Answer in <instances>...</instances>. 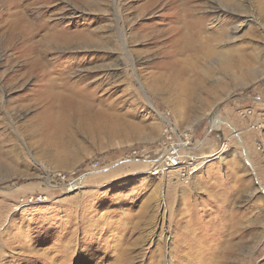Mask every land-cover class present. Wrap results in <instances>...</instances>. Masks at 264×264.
Masks as SVG:
<instances>
[{
    "label": "rangeland",
    "instance_id": "obj_1",
    "mask_svg": "<svg viewBox=\"0 0 264 264\" xmlns=\"http://www.w3.org/2000/svg\"><path fill=\"white\" fill-rule=\"evenodd\" d=\"M214 1L176 56L165 0H118L123 23L114 0H0V264H264V0ZM83 75L90 106H44ZM166 151L182 166L152 174Z\"/></svg>",
    "mask_w": 264,
    "mask_h": 264
},
{
    "label": "bare ground",
    "instance_id": "obj_2",
    "mask_svg": "<svg viewBox=\"0 0 264 264\" xmlns=\"http://www.w3.org/2000/svg\"><path fill=\"white\" fill-rule=\"evenodd\" d=\"M158 1V0H157ZM162 2L164 0H161ZM167 2V6H169V8H175L176 11H179L181 10L180 14H181V17H180V20L178 21V24L179 26H175L174 28H171L170 32H174L173 36L171 37V40H173L176 44V56H180V55H183L184 52L183 51H187L185 48L187 49H191V50H194L195 51V46H194V43L199 39L201 38L202 36V33H203V25H205L203 22L204 20L203 19H195L194 16H193V11H196V7L195 6H191V4H193L195 2V0H165ZM233 1V2H232ZM236 1V2H235ZM155 3V1H152ZM217 5L214 7V9H216L215 11H213V16L212 18H214V20H218L219 16H220V12H226V11H235V12H239V13H243L242 12V9H243V6H241V4L237 3V0H216L214 1ZM118 0H114V6H115V13H116V17H117V21L118 23L119 22H122L123 23V19L124 17H122L123 13H122V9L121 10V6L118 7ZM151 3V2H149ZM214 3V4H215ZM152 5V4H151ZM150 6V5H149ZM190 6V7H189ZM235 7L237 6V8L239 7L238 10H236L237 8H234L232 9L231 7ZM158 7V6H157ZM125 8V7H124ZM142 9V7H140ZM150 8V7H149ZM153 8V7H152ZM163 8V7H162ZM151 9V8H150ZM164 9H165V6H164ZM140 10V9H139ZM155 10V9H154ZM152 10V11H154ZM160 11V10H159ZM173 11V10H172ZM244 11V10H243ZM174 13V12H173ZM219 14V15H216V14ZM14 16V15H13ZM23 16V15H22ZM20 17V16H19ZM18 19V18H17ZM139 19V18H138ZM243 19V18H242ZM26 20V19H25ZM220 20V19H219ZM13 21V20H12ZM117 21L115 20V22L117 23ZM130 21V20H129ZM14 22V21H13ZM12 22V23H13ZM18 23V22H17ZM26 23V22H25ZM222 23H226V24H229L230 22H227V21H224ZM19 24V23H18ZM58 24V23H57ZM174 24V23H173ZM10 25V24H9ZM15 25V24H14ZM33 25V24H32ZM13 26V25H12ZM18 26V25H16ZM25 26V25H24ZM27 26V25H26ZM14 28V27H13ZM25 27H21L20 25L18 27H16L15 30H18L20 29V31H24ZM36 28H38L36 26ZM40 28V27H39ZM56 28V27H55ZM2 29V28H1ZM24 29V30H23ZM50 29V28H49ZM44 30V28L42 29ZM53 30V29H52ZM55 30V29H54ZM159 30V29H158ZM5 31V30H3ZM9 31V30H8ZM12 31V30H11ZM31 31V30H30ZM40 31V30H39ZM59 31V30H58ZM58 31L56 33H58ZM61 31V30H60ZM65 31V30H64ZM18 32V31H17ZM114 33V32H113ZM169 33V32H168ZM166 33V34H168ZM2 34V33H1ZM10 34V33H9ZM25 34V32H24ZM35 34V33H34ZM38 34V33H37ZM47 34V33H46ZM45 34V36H46ZM57 35V34H55ZM55 35H47V37L43 36L41 41H35L33 43H31V45L29 46H26V42H28V44L30 43L29 42V38L28 39H25V46H26V50L25 52L23 51V58L24 59V65L23 67L28 69L26 73L22 74V79H25L27 78L29 75L32 76V74L35 75V79L38 81L40 80L41 78L45 77V72H43V70H48L46 69L48 67V62L46 63H42V60L45 59V51H43L42 49H34V48H39V46L41 47H45L46 48V53L51 52L53 51V47L57 48V47H65L67 45H69V43L71 42V37L69 39H63L61 38V36L59 37L58 35L55 36ZM60 35V34H59ZM122 35L123 37L125 38L126 35L125 33L122 31ZM33 36V35H32ZM31 36V37H32ZM38 36V35H37ZM26 37V36H25ZM28 37V36H27ZM10 39V37H9ZM34 40V39H33ZM170 40V39H169ZM23 41V40H22ZM21 41V42H22ZM30 41H31V38H30ZM54 43V44H53ZM198 43V42H196ZM219 43V42H218ZM13 45V44H12ZM19 45V44H18ZM36 45V46H34ZM174 46V45H173ZM172 46V47H173ZM69 47V46H67ZM71 47V45H70ZM168 47V46H167ZM13 48V47H12ZM11 48V49H12ZM17 48V47H16ZM25 48V47H24ZM50 48V49H49ZM178 48V49H177ZM20 49H21V46H20ZM23 49V48H22ZM37 50V55L35 58L33 57H28L29 54H31L34 50ZM175 50V49H174ZM204 50V49H203ZM206 50V48H205ZM16 51V50H15ZM171 51V50H170ZM208 51V50H207ZM99 52V51H98ZM20 53V52H19ZM54 53V51H53ZM52 53V54H53ZM171 53V52H170ZM196 53V52H195ZM203 53V52H202ZM174 54V55H175ZM206 54L211 58L213 54H216L212 51H208L206 52ZM32 55V54H31ZM34 55V54H33ZM217 55V54H216ZM213 56V57H216ZM199 56V55H198ZM204 56V55H203ZM16 58V57H15ZM22 58V59H23ZM57 58V57H56ZM199 58V57H198ZM79 59V58H78ZM212 59V58H211ZM178 60V59H176ZM51 61V60H50ZM227 61V64L225 66L228 65V60ZM225 61V62H226ZM196 63V62H195ZM58 64H61L60 61L57 62V65ZM55 65V66H57ZM37 66H40V68H38ZM59 66V65H58ZM46 67V68H45ZM50 67V66H49ZM20 73V71H19ZM53 74V73H52ZM13 77H11V80H14L16 77H18L19 75H16L15 72ZM66 77V76H65ZM87 77H89V75L85 76H81L79 77L76 82H73V83H69V82H60V83H55L53 82V78L52 80H48L47 83L43 84L42 87L46 90H44L45 92H43V99L46 100V104L47 105H44V106H47V108H50L52 109L51 107L53 106H90L89 104L87 105V102L91 100V97L96 94V91L95 93L93 94L92 92H94V90L91 92L89 91H86L84 88L83 89H79V85L80 83L84 82L87 80ZM20 78V77H19ZM71 78V77H70ZM61 79V78H60ZM76 79V78H75ZM90 79V78H89ZM46 80V79H45ZM65 79H63L64 81ZM69 80V79H68ZM74 81V79H71ZM95 82H97V79L93 80ZM11 82V81H10ZM39 82V81H38ZM44 82V80H43ZM87 82V81H86ZM94 82V83H95ZM35 83V82H34ZM42 83V82H40ZM38 85V83H37ZM78 85V86H77ZM85 85V84H84ZM81 86V85H80ZM86 86V85H85ZM97 86V85H95ZM94 86V87H95ZM41 87V86H40ZM84 87V86H83ZM82 88V87H81ZM96 89V88H95ZM98 89V88H97ZM43 90V89H42ZM57 90V91H56ZM61 91H64L63 93H61ZM98 91V90H97ZM96 97V96H95ZM45 102V101H44ZM43 102V103H44ZM46 108V109H47ZM215 125L214 126H218L220 123L219 122H213ZM238 136V134H236ZM173 154H176V152L172 153ZM183 153L181 152V156H178V158H180V161H183V159L185 158L183 155ZM165 161H163V157L161 159H159L158 163H156V167L153 168V171H152V174H159V175H165V171L168 170V169H165L166 167H169L171 168V165L167 162H169V160L173 159L171 158V154L170 152L166 151L165 153ZM166 163V164H165ZM186 163V162H184ZM182 163V164H184ZM125 251V250H124Z\"/></svg>",
    "mask_w": 264,
    "mask_h": 264
},
{
    "label": "built area",
    "instance_id": "obj_3",
    "mask_svg": "<svg viewBox=\"0 0 264 264\" xmlns=\"http://www.w3.org/2000/svg\"><path fill=\"white\" fill-rule=\"evenodd\" d=\"M171 158H173V159H171V160H169V162H167V164L169 163L171 165V167H180V166H182L180 164V158H178V156L176 154L171 155ZM184 170H182V171H184Z\"/></svg>",
    "mask_w": 264,
    "mask_h": 264
}]
</instances>
